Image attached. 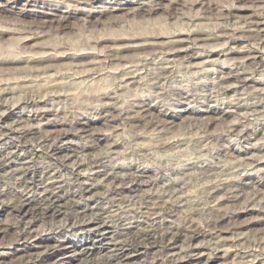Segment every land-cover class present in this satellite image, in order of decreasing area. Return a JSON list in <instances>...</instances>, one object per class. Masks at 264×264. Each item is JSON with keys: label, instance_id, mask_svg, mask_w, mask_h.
I'll list each match as a JSON object with an SVG mask.
<instances>
[{"label": "bare ground", "instance_id": "1", "mask_svg": "<svg viewBox=\"0 0 264 264\" xmlns=\"http://www.w3.org/2000/svg\"><path fill=\"white\" fill-rule=\"evenodd\" d=\"M18 1L5 0L4 5L2 1L0 12L5 14L10 12ZM70 1L93 7L91 0ZM163 1L147 0L142 3L130 1L131 7L127 14L130 15L132 25H154L150 23V20H139L138 17H150L163 8ZM166 1L171 4L166 7L168 9L166 20L176 17L182 22V26L195 25L194 23L198 22L196 24L198 27L192 30L184 29L185 31H182L183 27H180L172 31L156 29L152 26L149 32L133 31L130 34L125 32L115 34L101 30L98 35L93 34L84 44L81 43L75 47L70 45L60 33L65 29L69 19L76 14L84 16L83 25L87 26L94 22L92 20L95 15L91 10L79 9L77 5H67L70 9L61 12L57 5L44 2L40 10L35 11L34 17L27 23L22 22L20 14L14 19L10 15L12 19L0 20L2 24L0 36L17 35L14 43L17 45L15 51L0 57V70L7 73L14 70L23 74L13 78L15 81L11 80V82L7 79L0 83V182L12 180L16 184V190L12 191L13 196L10 198L8 190L0 187V215L8 218L3 222L0 221V235L14 234V240L11 243L13 247L8 246V249H11L10 252L0 253V264H6L1 260L2 258L18 252L23 253L21 259L13 264H46L47 258L58 252H61L62 257L67 261H74L77 264H215L222 258H227L232 252L231 249H234L231 245L234 244L235 237L226 235H233L244 227L242 223L240 225L237 223L241 215L254 213L256 218L252 223H264V210L255 209L254 199L239 203V198L237 197V200L234 196L232 204L230 203L232 210L227 209L222 200V203L211 205L212 208L208 207L211 219L204 225L197 224L194 220L195 215L182 216L180 212L177 213V207L170 204L168 199L167 202L165 199L157 201L159 198L161 200V196L157 199L151 194L146 195L142 198L143 201H140L141 203L137 201L139 205H135L137 202L134 203L133 197L130 199V194L135 198V191L142 185H152L149 181H143L141 174H131L129 169L126 171V167L113 164V158L110 155L92 154L93 146L82 147L81 151L72 150L73 148L69 146L70 128L60 127V130L37 135L38 131L35 132L34 128L22 126L24 122L20 124V119L9 122L12 110L30 109V116L35 118L42 115L32 112V109L42 106L47 100L54 99V96L60 98L62 91L64 95L72 96L74 93L72 94L70 90L73 88L80 90L81 93L72 97L81 98L83 102L79 101L83 105L84 102L87 106L96 102L95 105L93 104L94 109H91L95 110L97 119L105 118L108 122H114L122 115L118 110L119 96H123V92L125 94L130 92L131 86L136 85L137 91L149 89L156 93L158 91L173 93L178 90L176 87L165 85V81L176 78V65L179 60L185 63V66L187 65L186 67L182 65L186 72L191 71L190 69L216 72L221 80L219 83L224 84L225 92L229 93L233 92L237 85L246 89L253 82L252 74L257 68L264 69V0H231L234 3L233 7L231 5L224 7L219 1L188 0L182 6L183 8L178 10L173 9L172 6L177 4L175 0ZM183 9L197 13L189 15V12ZM108 10L113 12L117 9L111 7ZM209 19L215 21L214 28L210 29L201 23ZM238 24L242 25L238 26ZM52 37L58 40L55 45L48 41L29 45L31 48L25 45ZM229 44L234 46L226 48ZM250 44L253 46L250 47ZM190 45L209 48L207 54L219 52L221 56L214 60H208V55L203 54H185L181 57ZM28 49L31 50L28 51ZM201 59L206 60L195 63ZM152 68L155 73H150ZM52 76L54 79L50 80L48 85H41L42 88L38 91L34 90L35 93L34 91L30 92L31 94L25 92L27 88H31L29 85L31 86L33 82ZM64 79L67 81H63ZM76 79L80 81H74ZM258 81L254 83L260 87L257 91L262 98L264 87ZM84 91L90 94L86 93V95ZM23 92L25 94L21 95ZM241 92L244 93V91ZM263 99L262 102L259 101L261 104L264 102ZM137 101H134L133 105ZM150 102L143 99L136 105L139 122H161V117L152 112L169 107L162 102L156 101L155 104H153L154 101ZM133 105L131 106L134 107ZM232 105H234L233 102ZM48 110L43 112L47 113ZM202 110L211 121L219 120L217 118L219 115L231 114L229 109L221 111L207 107ZM159 115L167 118L165 122L175 120L174 117L169 118L165 112L163 114L159 111ZM221 116H219L220 119ZM41 117L45 118L46 115ZM240 117L244 118L241 115ZM81 119L89 118H79L77 122H83ZM242 119L240 121H243ZM49 120L46 119L50 122ZM84 125L85 122L80 124L81 131L86 128L83 129ZM90 137L96 139L98 136ZM30 138L34 140L33 143L29 140ZM7 139L11 141H6ZM41 160L45 162L42 163ZM64 171L69 172V177H65ZM171 188L173 190V187ZM211 188H213L212 185ZM218 188L219 185L217 190ZM214 190L216 191L215 188ZM214 190L211 189V191ZM243 190L244 187L242 192ZM136 198V200L141 199L137 196ZM176 219H183L186 224L171 225ZM39 226L42 227L41 230H38ZM67 236L74 237L69 245L64 243ZM262 244L263 242L259 241L255 245L260 248ZM212 245L214 246L211 247ZM242 257L238 261L254 264L255 259L244 261ZM224 261L226 262L225 259ZM225 262L217 264H226Z\"/></svg>", "mask_w": 264, "mask_h": 264}, {"label": "rangeland", "instance_id": "2", "mask_svg": "<svg viewBox=\"0 0 264 264\" xmlns=\"http://www.w3.org/2000/svg\"><path fill=\"white\" fill-rule=\"evenodd\" d=\"M2 1L4 5L5 0H0V4H2L1 3ZM91 1L93 7L82 4L78 5L70 0H45V1L19 0L16 4L13 5V7L11 6L12 8L10 12H6V14L0 12V20L12 19V16L14 19L15 17H19L18 15L20 14V18L23 20L22 22L25 23L24 21H26L27 23L34 17L36 13L35 11L40 10V7L43 6L44 2L57 5L61 12H65L70 9L68 8L67 5H72V6L77 5L79 9L91 10L93 11L96 18L92 20L94 22H92L91 24H87V26L83 25L84 16L82 14H76L75 16H72L69 19V21L66 23L65 29L60 33V35L62 37H65V40L70 45L75 47L79 46V44L81 45V43L84 44L88 38H91L93 36V34L94 36L98 35V33H101L100 32L101 30L102 32L103 31L105 32L106 30V32L108 33H115V34H117L116 32L123 34L125 32L127 34L128 33L130 34L133 31L146 33L145 31L149 32L151 28H153L154 26L156 27V29L158 28L159 29L161 28L163 30L170 29L172 31L180 27H183L182 31L188 29L192 30L198 27L196 25L198 24V22H195L194 23L195 25L189 24L188 26H182L181 24L182 22L179 21L178 18L176 17L173 19L166 20L165 17L168 12V9H166V7L171 5L166 0L162 2L163 8L156 11L150 17H144V16L138 17L139 20H150L151 21L150 23L154 24L151 26L149 24L133 26L134 24L132 25V21L130 22V15L127 14L129 8L131 7V5L129 4L130 1H133V3L134 2L142 3V2H146L147 0H98L97 2H95L94 0ZM175 1L177 4H173L172 6L174 7L173 9H177V10L182 9L183 8L182 6L188 2V0L187 1L175 0ZM212 1L215 2L219 1V3H221L224 7H230V5L231 7L234 6V3H232L231 0H212ZM111 7H114L117 10H114L113 12L112 11L109 12L108 9H110ZM183 10L189 12V15H195L197 13V12L195 13L192 11H188L186 9ZM201 23L211 29L214 28L215 21L213 19H209V20H204ZM1 25L2 24H0V26ZM160 25L162 27H160ZM224 25L226 26V24ZM241 25L242 24H238V26ZM135 27L137 29H135ZM227 27L231 28L235 26H227ZM0 37H1L0 57L1 55L3 56L7 54L8 52L15 51L17 45H15L14 43L16 42L15 38L17 37V35L13 36L12 34H4ZM38 41L29 42L26 43L25 45H27L28 48H31L29 47V45L33 46L36 43H40L43 41L45 42L48 41V43L55 45L58 40L52 37L49 39H45V40L43 39ZM190 46L186 49L184 53L181 54V57L184 56L185 54H203V55H208V60H212V59L214 60L218 58L219 55L221 56V53L219 52L216 54H207L209 53V48H202L201 46L199 47L195 45H190ZM232 46L234 45L229 44L226 48H230ZM252 46L250 44V47ZM29 50L31 49H28V51ZM204 60L206 59L197 60L195 61V63ZM181 62L182 61L179 60V62L176 65L177 67L176 68L177 74L175 76L176 78L173 77L171 78V80L169 79L165 81V85L167 84L168 87L172 86L178 89L175 90V92H173V93H177L176 95L170 92L168 93L162 92L163 93L162 95L160 91H158L157 93L156 91H153L155 92L153 93L152 90L149 89L147 90L143 89L142 91L141 90L137 91L136 85H135L136 87L131 86L133 92L135 91L134 93L131 92L132 91L131 90L130 91L131 93L126 92L125 94V92H123L122 93L123 96L122 95L119 96L120 103L118 102V107L119 106L120 107L118 110L119 113L122 115L119 120H116L114 122H108L106 121L105 118L97 119L95 110H93L94 109L93 106L96 104V102L93 103L94 105L90 104V106L89 104L87 106V104L84 102L83 105V103H81L83 102L81 98L78 99L72 97L73 95L77 96L79 93H81L80 90L78 89L75 90V88L71 89L72 91L70 90L72 94L74 93L72 96L68 94H65L67 95L65 96L64 92L62 91L61 92L62 94L60 93L62 95L60 96V98L59 97L56 98V96H54L53 97L54 99L47 100L42 106L40 105L38 108L32 109L33 110L32 112H36L37 114H42L36 118L35 116L34 117L30 116L31 115V113H29V111H31L30 109L27 110L23 109L24 111L22 109L12 110L11 111L12 115L9 119V122H12L13 120L19 121L20 119L19 121L20 124L24 122L23 124H21L22 126L34 128L35 132L38 131L36 132L37 135H44V133L46 134L47 132H53L58 129L60 130V127L62 129L70 128L71 135L69 142L71 140V143H69V146H71V149L73 148L72 150L81 151L82 147L84 148L86 146H93L91 147L92 154L110 155L113 158V164L126 167V171L129 169L131 174L132 173L135 175L136 173L139 175L141 174V176H143L142 180L149 181L152 183V185L151 184H150L151 186L142 185L141 188L135 191L136 193L134 192L135 198L136 196L138 198L140 197L141 198L140 200L139 199L136 200L137 198L135 199L134 196L130 194V199H132L133 197L135 201L134 203H136L137 201L142 202L143 201L142 198L145 197L146 195L151 194L157 199L158 197L161 196V200L159 198L157 201H162V199H165V201L167 202L169 200L170 204L177 207L178 212L177 211L176 212L177 213L180 212L179 214H181L182 216L195 215L194 220L197 221V224L199 225H204L206 221H209L211 219L210 218L211 214L210 213L208 214V210L217 203L223 202L225 203V207H227V209L232 210L231 201H233L234 197L239 198V200L237 198L239 203L240 201L242 203H245L250 199H254L253 204L254 207H256L255 209L262 208L264 210V138H263L264 137L263 136L264 135V109H263L264 102L263 104L260 103L262 102L264 96L262 95L263 97L261 98V95L257 91V88L260 87L256 86L258 84H255L259 80L258 82H261L263 84L262 87H264V83H263L264 69L257 68L256 72L252 74V78L256 81L253 80V82L250 83L248 87H246V89L248 90H246L245 87H240L241 85L240 86L237 85L234 91L229 93V92H225L224 90L225 85L219 83V81L221 82V80L216 75V72L212 73L201 69L200 70L190 69L191 71L186 72V70H184L185 68L182 66V65L185 66V63L182 62V64H180ZM179 64L180 67H178ZM232 68H234V66ZM150 70L152 71L150 73H155V70L153 68ZM6 73L7 71L4 72L0 70L1 84L7 79L13 81L14 80L13 78H18L19 75L20 76L23 75L14 70H11L10 73L7 74ZM52 79H54V76L49 78L44 77V80H39L38 82L35 81L32 84L30 83L31 86L29 85V88L30 87L31 88L30 89L27 88L25 92L30 93L33 92L34 90L38 91L40 88H42V86L48 85L49 81ZM78 80L80 81V79H76L74 81L77 82ZM63 81H67V79H64ZM104 83H106V81ZM252 89L253 91H251ZM249 90L251 92H249ZM241 91H244V93ZM25 92H23L21 95L25 94ZM84 93L90 94V92L88 91L86 92L84 91ZM254 93L258 95H255ZM142 96L144 98H142ZM176 98L180 101H178ZM143 99L148 102L151 101L152 103L154 101L153 104L157 102L159 103L162 102L167 106H169L164 110L161 108V110L158 109V112L157 111L152 112L156 116L161 117L160 119L161 122L138 121L136 105L140 103ZM255 99L258 100L256 101ZM136 100H138L139 102L137 101L133 105L134 101ZM254 100L255 102H258L260 104L257 105L254 102ZM232 102L234 105H232ZM131 105H133L134 107H132ZM207 107L216 108L221 111H228L227 109H229L231 111V114L228 115L226 114L227 116L219 115L221 116V119L218 116L217 118L219 120L211 121L209 120V118H207V115H205L204 112H202L203 111L202 109L205 110ZM131 108H133L134 110L132 109L131 111ZM46 109L49 110L47 111V113H44L43 111ZM237 109H239L240 111ZM134 111L136 112V114ZM159 111H161L163 114L165 112V114H167L169 118L174 117L175 118L174 122H165L164 120L166 117L159 115ZM44 115H46V117L42 118L41 116ZM240 115L244 116V118L240 117ZM84 117L89 119L88 120L81 119V121L83 120V122H85L83 129L84 127H86L84 131L83 130L81 131L79 126L83 122H77V121L79 120V118H84ZM135 118H137V120ZM246 118H248L249 120ZM29 119L32 121H30ZM46 119H50L49 120L50 122L46 121ZM241 119L243 121H240ZM142 125L144 126V128ZM260 128L263 130V134H261L262 130ZM73 131L77 133H74ZM248 133L250 135H248ZM92 135L98 136L97 137L98 139L97 138L94 139L90 137ZM31 139L32 138H30L29 140L33 143L34 140ZM6 141H11V140L7 139ZM41 161L42 163L45 162V160H41ZM63 173L64 175L66 174L65 177H69L70 175L68 174L69 173L68 171H64ZM241 181H243L244 183ZM211 185L213 186V188H211ZM218 185L219 188L217 190ZM256 185H258L259 187ZM0 187H3L4 189L8 190L10 195L9 198L13 196L12 191L14 189L16 190V184L12 180L0 182ZM171 187H173V190ZM174 187H176L177 189ZM242 187H244L243 192H242ZM208 188H211L212 190H214L215 188L216 191L215 190L211 191V189ZM174 189H176V191H174ZM173 191L174 193L175 192L176 193L174 194ZM210 191L212 193L214 192L213 195H211L212 193ZM168 192L171 194V195L169 194L170 196L168 195ZM139 202H137L135 205H139L138 204ZM226 203L228 204L231 203V204L228 205ZM206 209L207 211H205ZM128 213H125V215H130ZM6 218L7 217L5 215H0L1 222L5 221ZM255 218L256 216L254 213L244 214L238 218L237 223L239 225L242 223V226L244 227L240 230H237L236 231L237 234L235 233L233 235L232 234L226 235L227 237H233V238L235 237L234 238L235 242L233 245H231V247H234L235 250L231 249L230 247L233 254L231 252L227 258H222L215 264L219 262H225L224 259L226 260L225 262L226 264H232V263L244 264L241 261H238L239 258H240L239 260H241V257L243 256L244 253H245L244 257H242V260L245 259L244 261L255 259L254 264H261L264 261L263 259L264 258V245H263L264 223L263 224L252 223V221ZM185 224L186 221H184L183 219H176L173 220V222L171 223V225H177V226H184ZM41 228L42 227L39 226L38 230H41ZM13 240H14V234L0 235V253H9L11 249L8 248L13 247L11 244ZM64 240H65L64 243H66V245H69L71 241L74 240V237L67 236ZM259 241L263 242V244L261 245L260 248H257L255 244L258 243ZM213 246L214 245H212L211 247ZM19 247L21 248V246ZM235 251L238 253L237 254L234 253ZM240 252L243 253L241 254ZM258 253L260 256L257 255ZM22 254L23 253L18 252L15 255L6 256L1 260L4 261L6 264H13L21 259ZM61 254H62L61 252L54 254L53 256L47 258L45 263L46 264H77L74 261L73 262L67 261L64 257H62ZM262 264H264V262Z\"/></svg>", "mask_w": 264, "mask_h": 264}]
</instances>
